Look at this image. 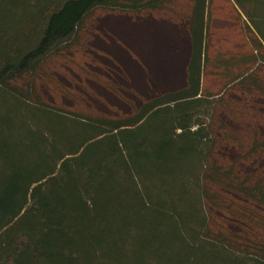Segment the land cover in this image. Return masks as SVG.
I'll return each mask as SVG.
<instances>
[{
    "label": "trees",
    "instance_id": "1",
    "mask_svg": "<svg viewBox=\"0 0 264 264\" xmlns=\"http://www.w3.org/2000/svg\"><path fill=\"white\" fill-rule=\"evenodd\" d=\"M228 1L249 50L216 56L213 0H0V264H264V0ZM110 13L164 34L179 85L92 77L121 111L56 81L90 78Z\"/></svg>",
    "mask_w": 264,
    "mask_h": 264
},
{
    "label": "rangeland",
    "instance_id": "2",
    "mask_svg": "<svg viewBox=\"0 0 264 264\" xmlns=\"http://www.w3.org/2000/svg\"><path fill=\"white\" fill-rule=\"evenodd\" d=\"M210 12L212 14L209 39L211 54L218 56V52L224 50L230 52L249 50L242 20L238 22L236 19L235 15L237 16L238 12L231 1L213 0ZM160 23L163 27L166 26L164 22ZM169 26L171 27L167 25ZM163 37L164 34L161 35L155 27H151V21L147 25L144 19H135L128 14H105L92 20L88 32L81 37L83 53L87 60L82 66L85 69L84 73L91 74L90 78L76 74L72 68H66V75L55 72V79L79 92L97 108L103 110L108 106V108L127 111L128 106L123 101L92 77L96 75L108 79L112 77L118 87L131 90L133 86L144 95L155 92L156 89L179 85L182 78L168 74L161 66L163 58H167L162 56L164 53L160 54V49L163 50L161 46L167 48L163 43L166 39ZM181 38L184 40L182 36ZM217 75L218 73L204 79L205 87L212 92L220 89ZM81 83L85 88L83 91L78 86ZM42 94L48 100L53 98L45 90H42ZM63 102L70 104L71 101L66 98Z\"/></svg>",
    "mask_w": 264,
    "mask_h": 264
}]
</instances>
